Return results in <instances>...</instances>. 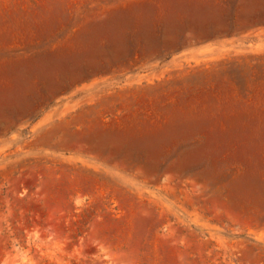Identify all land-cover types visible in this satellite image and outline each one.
I'll use <instances>...</instances> for the list:
<instances>
[{
	"label": "rangeland",
	"instance_id": "1",
	"mask_svg": "<svg viewBox=\"0 0 264 264\" xmlns=\"http://www.w3.org/2000/svg\"><path fill=\"white\" fill-rule=\"evenodd\" d=\"M0 264H264V0H0Z\"/></svg>",
	"mask_w": 264,
	"mask_h": 264
}]
</instances>
